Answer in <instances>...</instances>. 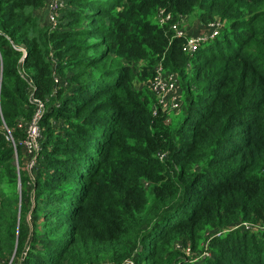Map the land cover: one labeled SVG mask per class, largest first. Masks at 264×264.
Wrapping results in <instances>:
<instances>
[{"label": "trees", "instance_id": "obj_1", "mask_svg": "<svg viewBox=\"0 0 264 264\" xmlns=\"http://www.w3.org/2000/svg\"><path fill=\"white\" fill-rule=\"evenodd\" d=\"M46 1L0 0V264H264V0Z\"/></svg>", "mask_w": 264, "mask_h": 264}, {"label": "built area", "instance_id": "obj_2", "mask_svg": "<svg viewBox=\"0 0 264 264\" xmlns=\"http://www.w3.org/2000/svg\"><path fill=\"white\" fill-rule=\"evenodd\" d=\"M49 2V11L51 13H54L55 11L58 10L59 4L62 2V0H48ZM169 17H166L163 19L161 22L164 20H167ZM220 26V25H219ZM219 26L217 25L215 28H213L209 34L201 39H193L189 38L185 40V45L183 47L184 51H189L190 53L195 52L198 47L200 46L201 43L205 42L209 38H214L218 35L219 33ZM175 28V26H173ZM176 30V35L177 36H183L181 31L179 29ZM153 88L157 91V94L159 96V102L160 106L162 109V104L166 99H168L171 102V107L176 108L180 107L179 103V97L175 94L176 91V81L173 75H166L161 72H159L153 79ZM42 105H38V111L33 119V121L27 126L26 129V137L23 140V147L25 150V153L32 156L33 152L38 149V143H39V138L41 136L40 128L38 126V118L40 117V110H41ZM166 110V109H164ZM14 149H15V144L13 143ZM16 151V150H15ZM29 156V157H30ZM33 164V161L31 159L30 161V166L31 167Z\"/></svg>", "mask_w": 264, "mask_h": 264}, {"label": "rangeland", "instance_id": "obj_3", "mask_svg": "<svg viewBox=\"0 0 264 264\" xmlns=\"http://www.w3.org/2000/svg\"><path fill=\"white\" fill-rule=\"evenodd\" d=\"M65 1L66 0H62V2L59 4L58 6V10L55 11L54 13H51L49 11V2L48 0L46 1L45 5H44V8L40 11L37 12V15L41 21V23H43L44 25H50V24H54L57 22L60 14H61V8H63L65 6ZM223 22H218V23H210V24H207V25H204V24H201L199 23L196 18L194 16H186V17H182L180 19V24H181V28L179 29L181 31V33L183 34V37H185V40L186 39H189V38H193V39H201V38H204L206 37L209 32L215 28L217 25H221V27L223 26L222 25ZM177 84V83H176ZM175 94L177 95V92L175 91ZM162 107L164 109H166L165 111L167 113H177L178 110H179V106L176 107V108H172L171 107V102L166 99L164 101V103L162 104ZM16 153V151H15ZM27 155V154H26ZM17 155L15 154V157ZM26 160H24V163L27 165V167L30 166V157H25ZM16 163L18 164V161L16 159ZM13 256L11 257L10 259V263L11 260H12Z\"/></svg>", "mask_w": 264, "mask_h": 264}, {"label": "clouds", "instance_id": "obj_4", "mask_svg": "<svg viewBox=\"0 0 264 264\" xmlns=\"http://www.w3.org/2000/svg\"><path fill=\"white\" fill-rule=\"evenodd\" d=\"M219 34V33H218ZM209 39H211V38H209Z\"/></svg>", "mask_w": 264, "mask_h": 264}]
</instances>
